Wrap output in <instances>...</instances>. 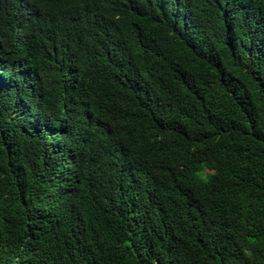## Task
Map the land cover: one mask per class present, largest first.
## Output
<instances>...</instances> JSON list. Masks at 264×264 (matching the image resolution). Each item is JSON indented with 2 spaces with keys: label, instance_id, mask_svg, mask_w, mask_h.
<instances>
[{
  "label": "trees",
  "instance_id": "1",
  "mask_svg": "<svg viewBox=\"0 0 264 264\" xmlns=\"http://www.w3.org/2000/svg\"><path fill=\"white\" fill-rule=\"evenodd\" d=\"M0 264H264V0H0Z\"/></svg>",
  "mask_w": 264,
  "mask_h": 264
}]
</instances>
